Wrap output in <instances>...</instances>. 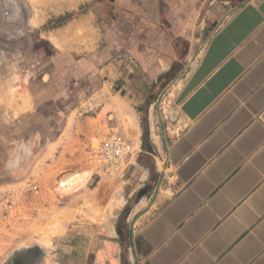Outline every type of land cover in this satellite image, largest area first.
Masks as SVG:
<instances>
[{
    "label": "crops",
    "instance_id": "obj_1",
    "mask_svg": "<svg viewBox=\"0 0 264 264\" xmlns=\"http://www.w3.org/2000/svg\"><path fill=\"white\" fill-rule=\"evenodd\" d=\"M140 2L125 36L93 42L89 96L68 105L131 115L133 208L30 264H264V0Z\"/></svg>",
    "mask_w": 264,
    "mask_h": 264
},
{
    "label": "rangeland",
    "instance_id": "obj_2",
    "mask_svg": "<svg viewBox=\"0 0 264 264\" xmlns=\"http://www.w3.org/2000/svg\"><path fill=\"white\" fill-rule=\"evenodd\" d=\"M62 1L0 0V264L63 261L81 236L133 208L128 154L100 152L112 131L131 132V115L104 126L99 106L68 105L94 82L93 42L125 36L121 7L141 0Z\"/></svg>",
    "mask_w": 264,
    "mask_h": 264
},
{
    "label": "built area",
    "instance_id": "obj_3",
    "mask_svg": "<svg viewBox=\"0 0 264 264\" xmlns=\"http://www.w3.org/2000/svg\"><path fill=\"white\" fill-rule=\"evenodd\" d=\"M130 151V144L124 135L117 131H112L101 144V155L111 154L117 158L123 157Z\"/></svg>",
    "mask_w": 264,
    "mask_h": 264
},
{
    "label": "flooded vegetation",
    "instance_id": "obj_4",
    "mask_svg": "<svg viewBox=\"0 0 264 264\" xmlns=\"http://www.w3.org/2000/svg\"><path fill=\"white\" fill-rule=\"evenodd\" d=\"M0 28L5 29V28H7V27H5L4 25H2V27L0 26Z\"/></svg>",
    "mask_w": 264,
    "mask_h": 264
},
{
    "label": "water",
    "instance_id": "obj_5",
    "mask_svg": "<svg viewBox=\"0 0 264 264\" xmlns=\"http://www.w3.org/2000/svg\"><path fill=\"white\" fill-rule=\"evenodd\" d=\"M1 18V17H0Z\"/></svg>",
    "mask_w": 264,
    "mask_h": 264
}]
</instances>
